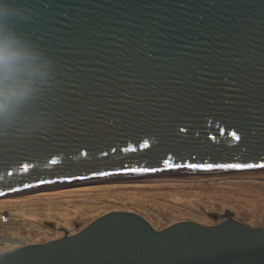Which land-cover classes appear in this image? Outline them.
<instances>
[{
	"label": "water",
	"instance_id": "obj_1",
	"mask_svg": "<svg viewBox=\"0 0 264 264\" xmlns=\"http://www.w3.org/2000/svg\"><path fill=\"white\" fill-rule=\"evenodd\" d=\"M30 4L37 15L22 30L54 57L57 76L42 101L44 130L0 140V197L114 176L264 168V0ZM233 164L244 167L224 166ZM206 213L224 220L156 229L112 211L0 253V264H264V226L227 208Z\"/></svg>",
	"mask_w": 264,
	"mask_h": 264
},
{
	"label": "rangeland",
	"instance_id": "obj_2",
	"mask_svg": "<svg viewBox=\"0 0 264 264\" xmlns=\"http://www.w3.org/2000/svg\"><path fill=\"white\" fill-rule=\"evenodd\" d=\"M264 226V168L164 172L26 190L0 197V253L74 234L97 217L130 211L156 229L179 221L217 224L206 212Z\"/></svg>",
	"mask_w": 264,
	"mask_h": 264
},
{
	"label": "clouds",
	"instance_id": "obj_3",
	"mask_svg": "<svg viewBox=\"0 0 264 264\" xmlns=\"http://www.w3.org/2000/svg\"><path fill=\"white\" fill-rule=\"evenodd\" d=\"M30 0H0V140L44 130L43 98L52 89L55 59L22 30L37 15Z\"/></svg>",
	"mask_w": 264,
	"mask_h": 264
},
{
	"label": "snow or ice",
	"instance_id": "obj_4",
	"mask_svg": "<svg viewBox=\"0 0 264 264\" xmlns=\"http://www.w3.org/2000/svg\"><path fill=\"white\" fill-rule=\"evenodd\" d=\"M235 135V134H234ZM237 139H239V137H237ZM225 167H232V168H240V167H244V165H240V164H233V165H224ZM189 167H198V165L196 164H192V165H189ZM209 167H211V165H209Z\"/></svg>",
	"mask_w": 264,
	"mask_h": 264
},
{
	"label": "bare ground",
	"instance_id": "obj_5",
	"mask_svg": "<svg viewBox=\"0 0 264 264\" xmlns=\"http://www.w3.org/2000/svg\"><path fill=\"white\" fill-rule=\"evenodd\" d=\"M205 171V170H204ZM194 172H197V171H194ZM43 189H45V188H42V189H39V191H41V190H43ZM37 191V190H36ZM14 195V194H13ZM7 196H10V195H7Z\"/></svg>",
	"mask_w": 264,
	"mask_h": 264
},
{
	"label": "trees",
	"instance_id": "obj_6",
	"mask_svg": "<svg viewBox=\"0 0 264 264\" xmlns=\"http://www.w3.org/2000/svg\"><path fill=\"white\" fill-rule=\"evenodd\" d=\"M37 192V191H36Z\"/></svg>",
	"mask_w": 264,
	"mask_h": 264
}]
</instances>
